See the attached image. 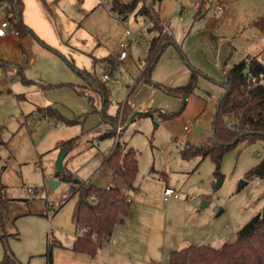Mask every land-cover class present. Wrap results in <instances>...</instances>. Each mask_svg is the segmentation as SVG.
Instances as JSON below:
<instances>
[{"label":"rangeland","instance_id":"rangeland-1","mask_svg":"<svg viewBox=\"0 0 264 264\" xmlns=\"http://www.w3.org/2000/svg\"><path fill=\"white\" fill-rule=\"evenodd\" d=\"M97 1L95 6L99 9L94 14L69 25L70 13L79 19L85 11L80 2L44 0L49 25L44 23L45 27L43 24L41 27L46 45L32 34L19 41L13 30L0 40V59L22 66L25 79L31 81L25 83L12 74L5 76L0 72V198L5 199L0 205L2 223L8 225L5 231L12 233L16 225L20 237H27V215L36 216L46 210L49 202L59 200L60 207L54 217L55 210L48 211V217H39L48 219L53 229L54 220L59 217L65 229L76 232L71 214L77 194L64 199L67 183L60 182L55 189L49 184L58 178L55 161L61 149L56 148V143L77 136L63 160L66 170H76L82 181L92 180L99 187L108 182L111 187L128 193L121 179L111 175L108 166L103 164L96 169L91 163L94 158L102 162V157L118 143L134 149L138 159L135 185L139 183L142 190L146 188L150 196L149 206L140 207H149L161 232L173 239L169 251L198 246L219 249L225 242L234 240L237 232L264 209V178L244 179V174L261 160L264 143L241 144L227 150L218 170L221 177L215 176L211 158L183 160L180 152L187 144L200 146L210 139L217 98L223 92L224 72L233 63L253 54L264 63V31L248 26L258 13L264 15V0H204L208 9L197 21L193 19L195 0H160L155 4L159 19L173 36L175 45L163 50L151 72L152 82L176 87L188 83L193 69L200 72L197 87L183 106L180 97L168 95L139 79L137 63L146 56L149 22L134 14L122 20L115 14L104 15L108 6H104L105 0ZM7 5V0H0V21L6 18ZM59 11L66 14L67 22L58 17ZM141 34L145 40L140 44L134 42L130 57L111 66L115 68L110 69L109 78L102 80L110 99L105 112L116 115L119 106L127 102L134 106L129 107L133 112L149 109L152 115L137 116L128 127L127 122L119 121L109 130L99 114V95L89 88L90 84L83 80L86 76L78 69H88L100 81L107 71L101 63L113 64V57L120 53V42L126 44L127 52L130 35L138 40ZM96 39L100 45L92 48ZM108 53L113 57L94 62ZM78 84L85 88H79ZM76 89L85 92V97ZM88 97L93 100L94 108ZM49 99L57 102L64 115L57 112L67 120L80 114L84 118L78 122L77 117L71 125L55 126L48 117L28 114L40 105L50 108ZM161 113L166 115L161 117ZM110 131L114 132L112 138H97ZM218 179L221 183L216 187ZM242 181L245 184L238 190ZM158 182H167L176 189L179 198L164 201ZM72 187L76 189V184ZM14 217L17 218L13 222Z\"/></svg>","mask_w":264,"mask_h":264},{"label":"trees","instance_id":"trees-1","mask_svg":"<svg viewBox=\"0 0 264 264\" xmlns=\"http://www.w3.org/2000/svg\"><path fill=\"white\" fill-rule=\"evenodd\" d=\"M6 20L16 33L18 40H21L26 34H32V31L22 23L23 1L7 0ZM160 0H105L108 11L112 15L125 18L129 14L140 15L149 22L147 31L152 34L148 42L147 55L145 59V68L141 72L139 79L144 82L154 84L150 76L155 64L161 57L165 47L175 45L173 36L164 30V25L159 19L156 3ZM201 9H205V3L201 2ZM199 8V9H200ZM198 9V10H199ZM254 25L261 31L264 30V16L258 18ZM106 59V58H105ZM94 59V62H105ZM0 72L5 76L12 74L20 80L28 83L24 77L23 67L0 59ZM200 72L192 70L185 86L172 88L166 85L154 84L166 94L173 97H180L182 106L190 94L197 87V78ZM84 75L89 80V88L99 95L101 99V114L105 122L113 127L117 122L126 123L132 116L133 111L129 109L127 102L120 106L116 116L111 117L106 114L105 109L109 103L107 99L108 91L106 85L85 72ZM223 83L221 84L223 92L217 100L215 110L217 115L214 123V138L210 139L200 146L185 145L180 152L183 160H191L195 157L201 159L211 158L215 165V176L221 177L219 170L222 156L227 150L244 145H252L257 141L264 143V63L257 55L247 56L243 60L234 63L226 72H224ZM31 82V81H30ZM29 82V83H30ZM75 87V86H73ZM77 93L85 97V92L77 90ZM17 97V96H16ZM18 98V97H17ZM93 106V100L88 97ZM152 111L136 114L132 121L138 117L152 115ZM37 116L48 117L54 123L59 122L65 125H71L76 122L67 120L61 116L57 110L51 107H40L35 111ZM166 114L161 113V117ZM114 132H108L102 137H113ZM77 137H72L68 141L61 142L58 146L71 149L72 144ZM262 158L256 166L252 167L244 174L245 180L252 178H264V148ZM106 165L110 169L111 175L120 178L126 190L134 191V182L138 172V159L136 151L132 148H126L122 144H115L112 151L103 158L101 166ZM60 181L76 184L77 200L73 206L71 219L75 223L76 239L71 246L73 253L94 256L96 252L110 241L115 226L120 218L130 211V202L127 201L126 193L118 188L109 187L108 189H99L95 186L82 181L74 175L69 174L65 169L63 173H56ZM91 195H95L97 201L89 200ZM5 199L0 198V204ZM0 205V226L2 225V209ZM59 209V207H58ZM58 210L54 211V214ZM17 232L8 235L2 232L0 241L3 247V257L0 264H23L11 253L8 238H17ZM52 245L48 241L44 255L47 256L48 263L51 264ZM168 264H264V216L258 214L247 222L238 232L234 240L225 242L219 249L207 246L186 247L179 251H172L169 254Z\"/></svg>","mask_w":264,"mask_h":264},{"label":"crops","instance_id":"crops-1","mask_svg":"<svg viewBox=\"0 0 264 264\" xmlns=\"http://www.w3.org/2000/svg\"><path fill=\"white\" fill-rule=\"evenodd\" d=\"M4 1L6 2V0H4ZM22 1H23V9H24L23 14H22V23L25 24L32 31V35L35 38H37L38 41L43 40L42 42H44V44L46 45V39L44 37L45 33L42 31L43 29L41 27V24H43L44 27H45L44 23L48 24V20H47V18H45V14H44V8H43V1L44 0H22ZM78 1L80 2V6L84 7V9H85V11L79 10V12L82 11L83 15H81L79 17V19H75L73 17L72 13H70L71 18L68 17L69 20L67 22L64 19L65 17L67 18L66 14H64L65 15L64 16L61 13V11H59L58 17H60V19H62V22L64 19V21L69 23V25L73 24L71 21H73V22L75 21V22L80 23L83 21V19L87 18V16H91L92 14H94L99 9V7L95 6V5H98L97 0H78ZM201 2L204 4L205 1L204 0H195L194 1L195 5H194V16H193L194 18L193 19H195V21L204 17V13L208 9V7L206 9H201L200 8ZM224 5L229 6L226 3H224ZM104 6H106V3L104 4ZM105 10H106L105 11L106 14H104V15H108L109 17L114 16V15L109 13V11H108V9H106V7H105ZM178 10H179V12H181L180 9H178ZM6 12H7V10H5V13ZM262 16H264V15H262ZM117 17L120 18L121 20L123 19L119 16H117ZM260 17H261V15H259V13H258V15H256V18L251 23L252 25L248 24V26H251L252 28L254 27V29H256L258 32H263L264 30L261 31L254 25L255 21ZM3 21H7L6 18H5V20H2L0 22H3ZM164 27H166V26H164ZM11 31H12V27L10 25V29H9L8 33H10ZM26 35H28V34H26ZM25 36H23V37H25ZM141 36H142V34H141ZM141 36L137 40L135 38V36L130 35V39H128L127 42H130L131 39H133L134 42L140 44L143 40H145V38H143V36L142 37ZM149 36L151 39L152 34L149 33ZM23 37L19 41L24 40ZM3 38H0V40ZM120 43H122V41ZM133 43H130V45H129V48L127 51L129 54L128 57H130V52H129L131 50L130 46ZM99 45L100 44L98 42V39H96L91 46H92V48H95ZM147 46H148V44H147ZM146 50H147V48H146ZM120 51H121V49H119L118 52H120ZM110 54L111 53H108L107 55L103 54V55H101L100 58H98V59L96 58V60L100 61L102 59H105L108 56H112ZM119 54L116 55L115 57L112 56L114 58L113 64L108 63V62L101 63L103 65V67L106 68L107 71L103 73L102 79L100 81L106 80V79H104V75L108 72L110 74V72H111L110 69L112 70L115 68V67L111 68V66L115 65L116 62L118 65V63H122L123 61H125L128 58V57H126L125 59H123V61L118 62L117 58L119 57ZM146 55H147V51H146ZM254 55H256V54H253V56ZM257 57H258V55H257ZM145 59H146V56L143 60H140V59L138 60L137 66L139 67L140 74L145 68L144 67L145 66ZM258 59H259V57H258ZM1 60H4V59H1ZM5 61H7V60H5ZM78 70L81 72L80 74L82 76H84L85 72H87L91 75L90 71L86 68L82 67L81 69L79 68ZM109 74H108V78H109ZM83 80H86L87 84L89 83V80L87 78L84 77ZM155 83L159 84V82H155ZM185 85L186 84H182L179 86L177 85L176 87H172V88H178L180 86H185ZM78 87L82 88L84 86L80 87V85H79ZM94 93H96V92H94ZM219 95L221 97V93ZM220 97H218L217 99H219ZM107 99H108V95H107ZM49 101H50V107H52L54 110L55 109L58 110V112H60L62 115H64L63 114L64 112H62L59 109L57 102H53V100H51V99H49ZM108 101L110 102V99H108ZM40 107H45V106L40 105L39 107H37V109L38 108L40 109ZM129 107L134 108L133 105H130ZM37 109H35V108L32 109L31 111L28 112V114L35 113V111ZM101 109L102 108L100 107V113L99 114L101 116V119L103 120V117L101 114ZM120 109H121V107H120ZM146 111H140L139 109H136V110L134 109L135 114L145 113ZM72 114L75 115L73 112H72ZM83 116H84L83 114L77 115V116H75V119H77V117H78V118H80L78 120V122H81V120L84 118ZM109 116L114 117L116 115H109ZM66 117L68 118L69 116H66ZM72 120H74V119H72ZM106 123L109 126V130L111 128H114L110 123H108V122H106ZM131 123H132V121H131ZM56 124L58 125L59 122L54 123L55 126H56ZM102 135H104V134H102ZM75 137H77V136H75ZM97 138H100V137H97ZM68 140H70V139H68ZM68 140H65V141H68ZM61 142H64V141H59L56 143V148H60V149L62 148L61 146H58ZM113 146L110 148L107 155L112 151ZM67 154H68V151H67L66 155ZM106 156H104L102 158H105ZM63 160H62V162H63ZM102 162H100L97 158H94L91 165L93 166V168H96V167L98 168L99 166H101ZM66 171L71 175L73 174L74 177L79 178L76 170H72V172L70 170L69 171L66 170ZM56 181H58V185H60V182H62L59 180V178H57ZM165 181H167V180H165ZM87 183H89V184H91V185H93L99 189H104L105 187H111V185L108 182L106 184H104L103 187L102 186L101 187L96 186L95 184H93L92 180H88ZM69 184L70 183H67L68 187H69ZM158 184H159L158 189L163 190V193H164L165 187L172 188V187H170V185L167 182H163V184L158 182ZM145 187H148V183H146ZM121 190L124 191L123 189H121ZM174 190L176 191V189H174ZM130 192H132L131 196H129ZM64 193H65V191H64ZM126 197H127L128 201L130 202V206H131L129 213H127L126 215H124L120 218V220L118 221L117 225L114 228V231L112 233L110 241H108L104 246H102L96 252V255H94L93 257L92 256L89 257V256L84 255V254L73 253L70 250L72 244L74 243V241L76 239L75 238L76 232L74 231V233H72L71 230L65 229L64 224L61 222L59 217H57V219L54 220V221H56V223H55L56 228L54 227V229L50 227L51 224H49L48 219H44L42 217H39V216H43V215L48 217L49 212L47 214H44V212L47 211V208H46V210H43V212H40L36 216H35V214L34 215L33 214L27 215V217L25 218L26 219L25 224L28 225V230H29V234L27 237H24L23 235L20 237V232H19L18 228L16 227V225H14V223H13L17 217H14L12 220L13 221L12 224L14 225L16 230L13 231L12 233H10V232L8 233L5 231V229L7 230L8 225H6V224L4 225V223H2L3 227L0 226V231H1L0 235L2 234V232H5L8 235H12L13 233L17 232V234H18L17 238H8L7 240L9 243V248H10L11 253L14 254V256H16L20 260V262H22L23 264H49L47 256L44 255L45 250H46V244L48 241L52 245V248H51V254H52L51 264H165L166 260H167V264H168L169 254L171 253V251H169L170 250L169 246L172 245L173 239L169 240V238L165 237V235L161 232V228L158 225V220H156L155 217L149 212V210H148L149 207H140V205L149 206L148 204H149L150 196L148 195L146 188H143V190H142V188L139 186V183L137 184V187H136L135 182H134V191H128V193H126ZM52 213H54V212H52ZM57 213H58V211L52 217H54ZM71 216H72V214H71ZM54 221L52 222V220H51L52 224L54 223ZM71 222L73 223L72 219H71ZM73 224H75V223H73ZM2 255H3V247H2V244L0 241V259H2V257H3Z\"/></svg>","mask_w":264,"mask_h":264},{"label":"built area","instance_id":"built-area-1","mask_svg":"<svg viewBox=\"0 0 264 264\" xmlns=\"http://www.w3.org/2000/svg\"><path fill=\"white\" fill-rule=\"evenodd\" d=\"M216 13L219 14L220 13V7L217 6V9H216ZM9 29H10V25L8 24L7 21H3V22H0V38H3L7 35V33L9 32ZM164 30L167 31V28L164 27ZM134 40L131 39L130 42H128V46L130 45V43H133ZM120 54H119V57L117 58L118 61H123V59H125L126 57H128V52H126L125 48H126V44L125 43H120ZM111 71V70H110ZM108 73H106L104 75V79H108ZM109 187H105V189H108ZM73 194H77L76 192V189L74 187H72V184H69V187H68V190L65 191V193H63L62 197L64 199H70ZM163 197H164V201H166L167 199H178L179 198V195L178 193L172 189V188H169V187H165V190H164V193H163ZM89 200L91 202H96L97 199L95 197V195H91ZM128 201V199H127ZM129 202V201H128ZM60 206V201H56V202H52V203H48L47 204V208L48 210L44 212V214H47L48 211H54V210H57V208Z\"/></svg>","mask_w":264,"mask_h":264},{"label":"water","instance_id":"water-1","mask_svg":"<svg viewBox=\"0 0 264 264\" xmlns=\"http://www.w3.org/2000/svg\"><path fill=\"white\" fill-rule=\"evenodd\" d=\"M215 113H214V116H213V120L212 122L214 123L215 121V118H216V115H217V111L214 110ZM135 116V113L133 112L132 116L128 119L127 123H126V127L129 126V124L131 123L132 121V118ZM212 137L214 138V127H212ZM67 153V150L65 148H61V150L59 151L58 155H57V158H56V164H55V169L56 171H58L59 173H63L64 171V167H63V162L62 160L64 159L65 155ZM221 183V180L218 179L217 180V183H216V187H218ZM245 184V181H242L240 184H239V188L238 190H241L242 189V186ZM50 188L51 189H55L58 185V181H50ZM261 216L263 217L264 216V209L262 210V212L260 213Z\"/></svg>","mask_w":264,"mask_h":264}]
</instances>
